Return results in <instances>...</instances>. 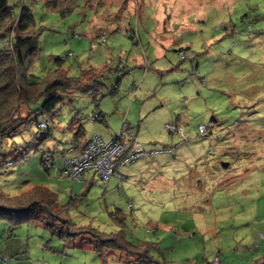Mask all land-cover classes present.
Here are the masks:
<instances>
[{"label": "rangeland", "instance_id": "1", "mask_svg": "<svg viewBox=\"0 0 264 264\" xmlns=\"http://www.w3.org/2000/svg\"><path fill=\"white\" fill-rule=\"evenodd\" d=\"M93 1H26L40 52L33 79L54 73L58 57L69 76L95 72L93 89L62 93L57 120L77 114L84 138L110 139L131 127L148 153L116 168L107 182L95 172L99 165L61 177L44 170L42 159L55 147L56 165L64 153L73 157V134L54 130L22 153L20 146L33 141L27 132L0 145V192L15 196L46 185L77 226L147 243L156 264L261 262L264 0H146L137 19L124 11L120 20L124 0ZM128 5L135 10L137 1ZM187 46L194 56L181 59L177 49ZM97 109L104 118L93 120ZM109 127L112 133H102ZM9 224L0 219V264H139L119 250L102 257L90 238L64 240L41 221L12 230Z\"/></svg>", "mask_w": 264, "mask_h": 264}, {"label": "trees", "instance_id": "2", "mask_svg": "<svg viewBox=\"0 0 264 264\" xmlns=\"http://www.w3.org/2000/svg\"><path fill=\"white\" fill-rule=\"evenodd\" d=\"M26 1L19 0L22 3L19 12L9 4V0H0V29L3 26L7 28V30L0 31V145L13 143L12 140L15 137L32 132L34 134L33 141L28 144L24 142L20 146L22 153H27V148L35 145V141L44 142L45 139L52 137L54 130H59L62 133L73 134L68 150L72 152L74 149L76 151L74 156H76L89 144L94 134L90 138H84V124L77 114L68 122L66 119L57 120L59 105L64 97L62 93L74 89L82 91L93 89L95 83L91 84V82L96 81L97 74L95 72L88 74L85 71L80 77L69 76L67 70L62 67L63 58L58 57L59 64L54 73L46 74L40 79H33L34 64L40 52L35 17L30 9L25 6ZM68 1L71 4L75 0ZM103 1L105 0L98 2ZM129 1L124 0L122 5L125 6V9L119 8L117 14H114L115 18L120 20L124 11H130V13L135 14L137 19L143 6L148 5L146 0H136V9L131 10L128 5ZM31 31H35V33L32 34ZM105 38L104 36L103 41ZM35 51L36 55L33 58L31 55ZM177 51L181 59L194 56L188 46L186 48L180 47ZM23 106L26 109L25 115H22ZM33 114H35V118H33ZM101 117L104 118V115L99 109L92 114L93 120ZM46 120L45 125L41 124ZM11 147L14 150L19 148ZM20 150L18 151L20 152ZM57 150L58 147L49 150L50 164H48L49 160L43 156L42 168L46 171L55 168L61 177H72L65 172L64 165V158L72 157H68L64 153L61 164H57L59 165L57 166L54 162V153ZM3 159L0 154V167L5 164ZM67 206H60L57 193L46 185L35 184L29 190L15 196L0 192V219H6L10 223V230L23 222L41 221L64 240L76 237L90 238L89 243L102 257L109 254V251L119 250L128 260L131 259V261H136L139 264L147 262L156 264L155 259L150 256V250L146 248L147 243L140 245L125 237L120 238L119 235H107L93 227L77 226L67 216ZM124 256L121 257L124 258ZM260 259H262L261 262L257 260L256 264H264V252Z\"/></svg>", "mask_w": 264, "mask_h": 264}, {"label": "built area", "instance_id": "3", "mask_svg": "<svg viewBox=\"0 0 264 264\" xmlns=\"http://www.w3.org/2000/svg\"><path fill=\"white\" fill-rule=\"evenodd\" d=\"M46 122L47 120L41 122V124L45 125ZM168 127L171 126L168 125ZM122 128L117 134L112 136L110 139H104L99 134H94L89 144L85 148H83L78 155L72 158L65 157L64 165L67 174L68 172L73 173L77 169H79L80 173L82 174L81 169L89 166L99 165L101 169H99L98 166H95V172L99 173L100 178L104 182H107L111 175H116V168L121 169V166L125 165L131 160H134L136 158H139L140 156L147 154L148 152L145 151L143 145L132 134V128H127L125 126H123ZM125 128L130 131L128 137L127 130H125ZM199 130L203 135H206L207 126L201 124L199 126ZM125 138L127 139V141ZM123 153L124 155H122ZM153 153L154 152L152 151L150 152L151 155ZM121 155L124 157L121 158ZM47 156L48 157H46V159L49 160L50 156ZM48 162V164L51 163L50 160ZM119 169L117 171L118 175L120 176ZM70 175L73 176L72 174ZM79 176L80 174L74 177Z\"/></svg>", "mask_w": 264, "mask_h": 264}, {"label": "crops", "instance_id": "4", "mask_svg": "<svg viewBox=\"0 0 264 264\" xmlns=\"http://www.w3.org/2000/svg\"><path fill=\"white\" fill-rule=\"evenodd\" d=\"M118 110H120V109H117L115 112H116V116H121L122 115V111L120 110V112L118 111ZM99 111H101L102 113H103V111L101 110V109H99ZM103 115H104V113H103ZM111 131V132H110ZM112 129L109 127L107 130H102V133H112ZM99 135H101V134H99ZM102 136V135H101ZM103 137V136H102ZM104 138V137H103ZM72 152H75L76 153V151L73 149V151ZM87 173H89V172H87Z\"/></svg>", "mask_w": 264, "mask_h": 264}, {"label": "water", "instance_id": "5", "mask_svg": "<svg viewBox=\"0 0 264 264\" xmlns=\"http://www.w3.org/2000/svg\"><path fill=\"white\" fill-rule=\"evenodd\" d=\"M224 166H227L228 165V162H223L222 163Z\"/></svg>", "mask_w": 264, "mask_h": 264}, {"label": "clouds", "instance_id": "6", "mask_svg": "<svg viewBox=\"0 0 264 264\" xmlns=\"http://www.w3.org/2000/svg\"><path fill=\"white\" fill-rule=\"evenodd\" d=\"M208 128V127H207Z\"/></svg>", "mask_w": 264, "mask_h": 264}]
</instances>
